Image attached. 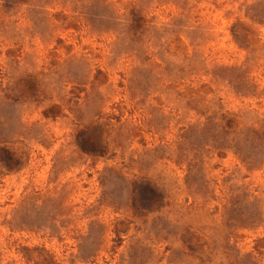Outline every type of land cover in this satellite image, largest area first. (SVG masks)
I'll return each instance as SVG.
<instances>
[{"label":"rangeland","instance_id":"374dc122","mask_svg":"<svg viewBox=\"0 0 264 264\" xmlns=\"http://www.w3.org/2000/svg\"><path fill=\"white\" fill-rule=\"evenodd\" d=\"M0 264H264V0H0Z\"/></svg>","mask_w":264,"mask_h":264}]
</instances>
